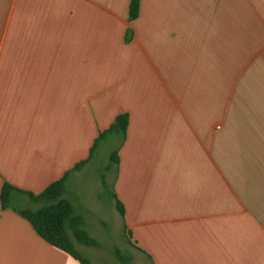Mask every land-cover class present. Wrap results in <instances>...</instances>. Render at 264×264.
<instances>
[{"label":"crops","instance_id":"crops-1","mask_svg":"<svg viewBox=\"0 0 264 264\" xmlns=\"http://www.w3.org/2000/svg\"><path fill=\"white\" fill-rule=\"evenodd\" d=\"M128 4L0 0V188L40 192L126 112L111 191L126 264H264V0H139L134 19ZM128 49L144 83L121 71ZM0 264L79 263L0 205Z\"/></svg>","mask_w":264,"mask_h":264},{"label":"trees","instance_id":"trees-1","mask_svg":"<svg viewBox=\"0 0 264 264\" xmlns=\"http://www.w3.org/2000/svg\"><path fill=\"white\" fill-rule=\"evenodd\" d=\"M139 0H129L128 17L134 19L138 16ZM130 31V30H127ZM126 31V32H127ZM126 36V33H125ZM128 125V113L121 112L116 114L110 125L99 131L93 140L89 154L85 159H82L74 164L72 168L66 170L61 177L50 182L43 190L38 193H33L26 190H21L8 182H3L0 188V205L2 208L10 207L22 217L26 218L32 225L35 232L50 245L66 252L74 258L79 264H92L90 259L77 250L74 246V240L90 247H99L100 242L85 228V223L80 215L73 212L72 205L68 199L62 196L66 188V183L70 175L74 171H79L92 157L97 147L108 140L110 137H119L118 145L123 143L125 139L126 129ZM119 148L113 150L109 154V162L103 167L100 176L101 186L104 192L109 191V185L106 182L105 172L110 170L112 165H116ZM22 193L26 195L37 207L19 206L14 201V194ZM110 196L115 200V207L122 218H124V207L120 200L117 199L113 192ZM124 232H129L126 226L123 225ZM127 238V239H128ZM118 248H115V256L123 262L130 259L128 254L121 256ZM123 257V258H121Z\"/></svg>","mask_w":264,"mask_h":264},{"label":"rangeland","instance_id":"rangeland-1","mask_svg":"<svg viewBox=\"0 0 264 264\" xmlns=\"http://www.w3.org/2000/svg\"><path fill=\"white\" fill-rule=\"evenodd\" d=\"M133 38L134 37L133 34H131V31H127L125 41L130 44ZM128 55L132 56L133 59L131 62L128 61L127 65H124L121 68V71L124 69V73H127V71L129 72L130 70L133 73H138L139 83H144V74L146 72L144 64L137 61L133 50L129 52L128 49ZM155 72L157 71L155 70ZM153 85L154 87H158L156 86V79L154 80ZM145 86L146 85H144V88ZM139 92L143 91L139 89ZM143 97H145V94H143ZM118 138L119 137H110L108 140L101 143L94 151L89 162L79 171L77 175L72 177L66 185V189L69 191L67 192L69 193L67 197L69 199L75 200L78 203L77 211L82 214L83 217H85L87 220L90 219V232L92 233V236H94L101 244V251H99V255L96 256L100 260L104 258L101 261L104 264H126V262H123L121 259L117 257L116 259L112 253L113 248L118 247L122 254L121 256L127 254L123 252L125 251L123 245L127 240H125V237L128 238V233H123L122 231V223L120 224L118 211L113 204V200L110 198V192L113 191V182L116 172L114 171L115 165H112L111 169L107 172V181L109 184L108 192H103L101 189L98 176L99 171H101V169L109 162L110 152L117 148L120 149L118 145ZM76 154L78 153H75V155ZM101 193L103 195L99 198L98 196ZM83 206H88L90 211L85 210ZM29 207L37 206L32 203ZM98 220L104 222L105 226H103V224ZM91 256L93 257L92 254Z\"/></svg>","mask_w":264,"mask_h":264}]
</instances>
